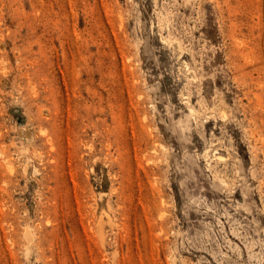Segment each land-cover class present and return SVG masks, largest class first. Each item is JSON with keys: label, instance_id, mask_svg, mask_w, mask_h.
I'll return each mask as SVG.
<instances>
[{"label": "rangeland", "instance_id": "374dc122", "mask_svg": "<svg viewBox=\"0 0 264 264\" xmlns=\"http://www.w3.org/2000/svg\"><path fill=\"white\" fill-rule=\"evenodd\" d=\"M0 264H264V0H0Z\"/></svg>", "mask_w": 264, "mask_h": 264}]
</instances>
